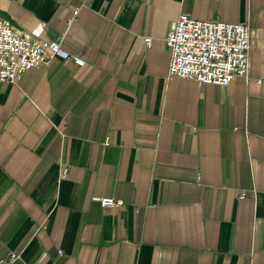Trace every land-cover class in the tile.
Masks as SVG:
<instances>
[{
    "label": "crops",
    "instance_id": "0c3cea01",
    "mask_svg": "<svg viewBox=\"0 0 264 264\" xmlns=\"http://www.w3.org/2000/svg\"><path fill=\"white\" fill-rule=\"evenodd\" d=\"M182 13L250 24L248 78H169ZM0 18L85 61L0 83V260L264 264V0H0Z\"/></svg>",
    "mask_w": 264,
    "mask_h": 264
},
{
    "label": "built area",
    "instance_id": "2783aa9c",
    "mask_svg": "<svg viewBox=\"0 0 264 264\" xmlns=\"http://www.w3.org/2000/svg\"><path fill=\"white\" fill-rule=\"evenodd\" d=\"M78 12L75 10L74 16ZM150 41L151 38H145L147 44ZM165 41L170 52L169 78L220 86L229 85L237 78H248L251 51L248 23L201 21L182 13ZM54 57L72 59L78 66L85 65L84 59L66 52L60 42L35 38L0 18V83H17L25 72ZM258 82L261 83V79ZM246 195L241 192L239 198L244 199ZM95 200L104 208L123 205L122 200L111 197ZM19 260L20 255L10 253L0 264H16Z\"/></svg>",
    "mask_w": 264,
    "mask_h": 264
}]
</instances>
